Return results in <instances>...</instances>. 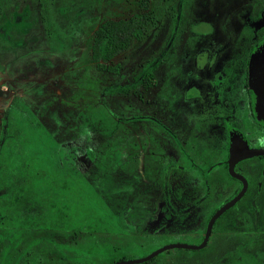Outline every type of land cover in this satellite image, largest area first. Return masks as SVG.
I'll use <instances>...</instances> for the list:
<instances>
[{"label":"flooded vegetation","instance_id":"af4514ba","mask_svg":"<svg viewBox=\"0 0 264 264\" xmlns=\"http://www.w3.org/2000/svg\"><path fill=\"white\" fill-rule=\"evenodd\" d=\"M225 1L220 9L214 4L210 11L199 12V18L193 13L195 0H179L177 9L170 4L164 16L174 10L173 26L159 41L161 51L156 57H134L137 72L123 89L129 98L120 113L129 123L130 194L124 206L110 208L105 226L90 230L91 239L107 250H143L154 243H161L159 248L170 243L200 245L213 214L241 196L215 221L203 247H179L175 254L171 252L177 247L167 249L135 264H264V0ZM149 3L154 24L128 50L160 29L164 16L157 25ZM177 15L179 25L170 32ZM102 22L87 31L94 35ZM165 37L176 42L174 48L164 45L171 42ZM73 39L69 53L77 60L84 35ZM89 54L92 61V43ZM115 58L107 65L116 66V71L92 63L100 71L117 73ZM139 122L148 128L142 138L134 131ZM89 155L92 160L96 152ZM135 177L148 186L159 185L161 193L136 194ZM233 213L234 224L219 228L218 222ZM219 230H232V243L212 261ZM82 231L73 232L67 243L80 241Z\"/></svg>","mask_w":264,"mask_h":264},{"label":"rangeland","instance_id":"374dc122","mask_svg":"<svg viewBox=\"0 0 264 264\" xmlns=\"http://www.w3.org/2000/svg\"><path fill=\"white\" fill-rule=\"evenodd\" d=\"M150 2L158 25L166 7L171 4L177 9L179 0ZM195 2L197 11L193 13L197 16L199 12L210 11L209 7H215L214 4L222 8L226 1ZM140 9V0H0V150L4 146L7 152L5 166L3 170L0 168V193L16 188L23 175L21 170L26 166L25 160L39 171L34 179L36 200L30 204L29 213H20L27 217L8 220V241L2 246L0 264H22L13 255L6 254L13 248H9L13 243L8 242L18 240L19 225L30 214L44 213L40 209L44 208L41 200L45 194L58 192L51 196L54 199L63 191L62 195L68 197L66 204L70 213L84 232L97 225L105 226L110 208L118 210L125 205L123 201L130 194L131 180L129 123L127 119L122 120L125 113L120 114L129 94L123 89L137 72L134 57L151 53L156 57L157 51H161L159 41L173 26L174 10L162 18L160 29L152 31L147 40L115 58L113 64L120 66L117 73L100 71L92 63L89 50L93 34L87 29L105 19L128 17ZM175 19L170 32L179 25L178 15ZM83 35L82 53L75 60L69 53L70 45L76 43L73 38ZM60 41L63 43L59 44ZM164 45L174 48L176 42L172 43L171 39ZM61 53L63 58L56 59ZM71 67H76L74 72ZM152 105L157 110L158 100L154 99ZM154 109L152 111H156ZM135 125L134 131L142 138L148 130L147 125L142 122ZM134 149L136 152L138 148ZM90 151L96 152L92 160ZM139 168L136 165L134 172L138 173ZM132 183L136 194L161 193L159 185L148 186L138 177ZM63 184L75 187L70 189ZM234 214L220 220L219 228L226 223L234 224ZM232 232L218 231L219 237L211 252L212 261L221 257L224 248L232 243L228 238ZM56 238L67 240L62 235ZM160 244L154 243L143 250L109 249L100 263L109 264L125 256H143L158 249ZM179 249L182 248L177 247L171 253H178ZM23 264L36 262L33 257Z\"/></svg>","mask_w":264,"mask_h":264},{"label":"trees","instance_id":"16d2710c","mask_svg":"<svg viewBox=\"0 0 264 264\" xmlns=\"http://www.w3.org/2000/svg\"><path fill=\"white\" fill-rule=\"evenodd\" d=\"M149 8V0H141V11L139 13L129 18L107 19L94 31L92 61L97 64L99 69L116 71V66H110L107 63L128 50L134 43L140 41L148 33L154 24V17L149 11ZM6 153V148L3 146L0 150L1 170H3V165L5 166ZM25 163L26 166L21 170L23 175L20 177L16 188L0 193L1 263L2 246L8 241L6 236V227L9 224L8 220L10 218H26L27 216H23L20 213H29L31 208L30 204L36 200L35 196H37L34 190V179L39 171L28 160H25ZM63 187L71 189L75 186L73 184L71 186L63 184ZM57 193H44L45 197L41 200L44 208L40 209L44 213H38L37 211V213L35 212L36 214H30L19 225V238L15 243L14 239H10L11 241L8 243L13 244L9 248H13L6 254L13 255L14 259L18 260V262L21 261L22 264L26 263L29 258L32 260L33 257L36 264H101V257L108 253L109 250L104 246H97L93 243L90 230L88 232L83 231L80 241H77L75 238L74 242L69 240L67 243V240L63 242L56 238L57 235H62L69 239L72 237L73 232L83 228L79 223H76L74 215L70 213L69 206L66 204L68 197L67 195H62L64 193L63 191H61L60 197L54 196V199L51 198L52 195H57ZM47 196L51 199L46 198ZM111 263L109 262V264Z\"/></svg>","mask_w":264,"mask_h":264},{"label":"water","instance_id":"95a60500","mask_svg":"<svg viewBox=\"0 0 264 264\" xmlns=\"http://www.w3.org/2000/svg\"><path fill=\"white\" fill-rule=\"evenodd\" d=\"M260 111L261 112H264V107H260ZM241 194H239L238 196H236L234 199H232L230 202L224 204L220 209H218L212 216V218L210 219L209 221V224H208V230H207V233H206V237L204 239V241L200 244V245H191V244H187V243H170V244H167L161 248H158L154 251H152L150 254L144 256V257H141V258H138V259H131V260H123V261H117V262H114V263H111V264H132V263H142L144 261H147L153 257H155L156 255H158L159 253L167 250V249H171V248H174V247H186V248H201L203 247L210 235H211V231H212V227L215 223V221L218 219V217H220V215L222 213H224L229 207H231L232 205H234L236 203V201L240 198Z\"/></svg>","mask_w":264,"mask_h":264}]
</instances>
